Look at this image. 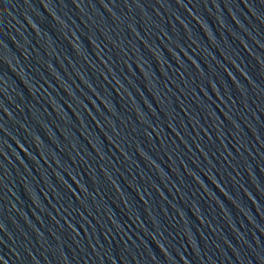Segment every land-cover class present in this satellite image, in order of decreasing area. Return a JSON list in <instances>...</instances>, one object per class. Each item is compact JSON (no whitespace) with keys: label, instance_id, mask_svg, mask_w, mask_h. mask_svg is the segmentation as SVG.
Segmentation results:
<instances>
[{"label":"water","instance_id":"obj_1","mask_svg":"<svg viewBox=\"0 0 264 264\" xmlns=\"http://www.w3.org/2000/svg\"><path fill=\"white\" fill-rule=\"evenodd\" d=\"M0 264H264V0H10Z\"/></svg>","mask_w":264,"mask_h":264}]
</instances>
